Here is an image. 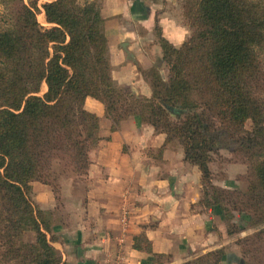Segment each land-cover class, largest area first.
I'll list each match as a JSON object with an SVG mask.
<instances>
[{
  "label": "trees",
  "instance_id": "16d2710c",
  "mask_svg": "<svg viewBox=\"0 0 264 264\" xmlns=\"http://www.w3.org/2000/svg\"><path fill=\"white\" fill-rule=\"evenodd\" d=\"M6 2L11 13L0 16V264H62L49 237L55 212L35 204L32 182L57 195L61 179L87 174L89 151L101 139L100 118L85 106L88 96L103 103L112 130L138 116L165 134L159 150L178 142L200 169V204L222 212L229 235L254 230L238 241L239 263L264 264V98L252 90L264 78V0H182L193 33L176 46L155 27L169 76L156 65L140 68L149 97L124 96L115 85L99 0ZM41 7L50 26L38 20ZM222 147L247 164L244 187L214 183L212 156ZM240 214L245 226L236 221ZM226 256L218 248L183 264H222Z\"/></svg>",
  "mask_w": 264,
  "mask_h": 264
},
{
  "label": "crops",
  "instance_id": "0c3cea01",
  "mask_svg": "<svg viewBox=\"0 0 264 264\" xmlns=\"http://www.w3.org/2000/svg\"><path fill=\"white\" fill-rule=\"evenodd\" d=\"M99 2L115 85L149 97L140 68L163 61L155 27L176 46L190 32L182 0ZM85 106L101 127L87 174L64 177L60 198L49 185L32 182L38 206L55 212L49 237L62 264H183L218 248L238 261L222 212L200 204L201 172L184 151L169 145L159 150L165 134L138 116L112 130L102 102L88 96Z\"/></svg>",
  "mask_w": 264,
  "mask_h": 264
},
{
  "label": "rangeland",
  "instance_id": "374dc122",
  "mask_svg": "<svg viewBox=\"0 0 264 264\" xmlns=\"http://www.w3.org/2000/svg\"><path fill=\"white\" fill-rule=\"evenodd\" d=\"M28 1L29 0H25V2H28ZM181 5H182V3H181ZM10 9L11 8L7 4L6 0H0V16L2 18H4L5 14L11 13ZM16 9L17 8H15V10ZM37 17H38V20L40 21V23L42 25L50 26V24L45 21L46 19L44 18L45 16H44L42 8H40V11H38ZM184 19H185V22L187 24V28L190 31L187 35V38H188L193 33V28L188 25L186 18H184ZM0 23H3V21H0ZM2 26L7 27L8 25H7V23H5ZM153 65H156L155 66L156 69L161 72L164 79H168L169 68L164 61H162V62L157 61ZM263 74L264 73L262 72V75ZM142 76L144 78V75H142ZM146 82L149 84V82L147 80H146ZM118 88H120L123 91L122 94L124 96H126L130 93L142 95L141 92L134 91L132 86L126 87V86L120 85V86H118ZM252 90L254 91V93L259 98H264V78H262L261 82L255 83V85L252 86ZM45 91H46V85L44 84L42 86L40 94L44 93ZM244 122H245L244 123L245 129H251L252 128V125H253L252 120L246 119ZM260 138H264V133L260 134ZM169 146L172 149H181V151H183V147L178 142H173V143L169 144ZM230 150H229V148L222 147L216 153L213 154L211 166H213L215 180L218 184H221V183L227 184L231 188H242L246 184L244 177L248 174V167H247V164L245 162H243V160L240 158L241 157L240 155L239 156L238 155L236 156V154L233 155V154H231ZM61 185H62V179H61ZM61 188L62 187H60L58 192H57V197H59V198H60V196H62ZM31 197L34 200L35 204L38 206L39 204L35 200V191L33 190V187H32ZM236 221L240 225L245 226L246 225L245 215H242V214L236 215ZM252 231H254V230L253 229H244L243 231H240L238 233L231 235L232 239H233V243H231L230 246L232 245L236 248V252H237V254H239V257H243L244 253L241 250V246L238 243V241H239V239H241L242 237H244L248 233H250V232L252 233ZM25 238L27 240H30V241L33 240L34 239V233L32 231H28L25 234ZM230 246H227L228 247V250H227L228 253L231 252ZM230 256L227 258L228 260L225 262V264H240L239 261L234 260L233 256H231L232 258ZM245 258L249 259V256L245 255Z\"/></svg>",
  "mask_w": 264,
  "mask_h": 264
}]
</instances>
